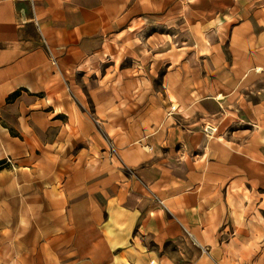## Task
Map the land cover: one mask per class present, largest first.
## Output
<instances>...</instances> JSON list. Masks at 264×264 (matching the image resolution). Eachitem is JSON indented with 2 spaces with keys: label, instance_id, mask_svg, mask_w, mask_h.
<instances>
[{
  "label": "crops",
  "instance_id": "1",
  "mask_svg": "<svg viewBox=\"0 0 264 264\" xmlns=\"http://www.w3.org/2000/svg\"><path fill=\"white\" fill-rule=\"evenodd\" d=\"M180 7L213 32L204 57L215 89L230 96L198 121L222 131L211 126L210 139L188 115H167L145 85L125 107L103 101L100 120L118 123L116 162L91 181L96 206L72 227L70 251L35 264H264V0ZM173 10L174 0H0V162L29 160L30 138L45 134L46 99L60 104L63 87L83 106L94 75L109 88L117 73L120 90L142 74L141 43L157 40L159 22L172 26Z\"/></svg>",
  "mask_w": 264,
  "mask_h": 264
},
{
  "label": "rangeland",
  "instance_id": "2",
  "mask_svg": "<svg viewBox=\"0 0 264 264\" xmlns=\"http://www.w3.org/2000/svg\"><path fill=\"white\" fill-rule=\"evenodd\" d=\"M181 1L174 0L172 26L166 28L159 22L157 40L142 41V59L138 62L142 74L128 75V86L120 90L115 88L120 80L117 73L111 72L109 88L94 75L83 106L63 87L60 104L54 106L51 98L46 99L45 134L30 138L29 160L0 162V264H35L38 258L50 263L56 256L65 257L71 249L72 227L90 220L96 206L88 194L93 187L90 183L100 178L104 161L111 158L116 162L111 130L118 123L100 120L103 101L125 107L122 100H132L137 89L146 86L145 93L166 100L167 115H188L193 126L200 113L212 116L215 105L229 98L230 93L215 89L213 58L204 57L214 48L213 32L199 28L192 18L196 11H183ZM188 12L190 23L183 20V13ZM165 16L166 12L159 9L158 20ZM179 98L189 104L176 102ZM109 108L117 114V105ZM54 111L58 113L56 119L50 118ZM198 122L204 137H216V133L211 138L205 132L208 126L216 127L217 135L222 131L213 121Z\"/></svg>",
  "mask_w": 264,
  "mask_h": 264
},
{
  "label": "built area",
  "instance_id": "3",
  "mask_svg": "<svg viewBox=\"0 0 264 264\" xmlns=\"http://www.w3.org/2000/svg\"><path fill=\"white\" fill-rule=\"evenodd\" d=\"M49 57H50L51 64H52L53 66H55V65H56V58H55L52 54H50ZM210 130H212V129H211V126H208V127L205 128V132H206V133H207L208 131H210Z\"/></svg>",
  "mask_w": 264,
  "mask_h": 264
}]
</instances>
